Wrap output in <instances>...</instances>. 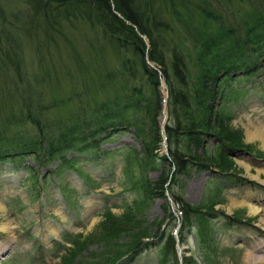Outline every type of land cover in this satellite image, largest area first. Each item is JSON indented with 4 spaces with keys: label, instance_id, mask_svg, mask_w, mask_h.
<instances>
[{
    "label": "rangeland",
    "instance_id": "rangeland-1",
    "mask_svg": "<svg viewBox=\"0 0 264 264\" xmlns=\"http://www.w3.org/2000/svg\"><path fill=\"white\" fill-rule=\"evenodd\" d=\"M29 1L0 0V264H91V255L100 257V264H182V257L186 264H264V65L237 78L248 92L234 104L229 125L248 148L230 153L228 174L192 166L172 179L174 195L205 210L187 218L185 226L170 192L164 197L142 193L141 183H154L167 166L144 173L135 168L132 156L141 155V142L131 125L105 126L94 138L81 127L75 136L88 143L80 145L77 138L73 149L52 158L43 149L35 158L18 148L37 135L24 118L26 107L33 113L48 107L36 114L43 131L58 141L60 131L91 119L98 101L122 106L131 83L120 74L122 52L104 39L98 25L73 17L56 18L47 27ZM171 1L152 5L166 6L160 19L184 42L182 20L189 8L205 5L226 24L240 26L257 5L255 0ZM108 71L110 81L105 80ZM124 111L126 117L137 116ZM249 134L256 135L248 139ZM213 142L207 141L206 151ZM156 154H166L165 140ZM104 212L120 224L116 235L100 239ZM135 224L151 235L123 255L133 242L134 232L127 230ZM169 234L172 247L165 249Z\"/></svg>",
    "mask_w": 264,
    "mask_h": 264
},
{
    "label": "trees",
    "instance_id": "trees-1",
    "mask_svg": "<svg viewBox=\"0 0 264 264\" xmlns=\"http://www.w3.org/2000/svg\"><path fill=\"white\" fill-rule=\"evenodd\" d=\"M255 1L257 5L251 7L248 19H244L240 26L226 24L222 16L205 5L189 8L182 20L184 42L180 37L172 36V27L160 19L166 6L163 9L161 5L154 7L153 0H30V6L35 12L40 11L47 27L53 25L56 18L67 20L73 17L98 25L104 39L106 37L114 50L122 52L120 74L131 83L122 106L109 107L105 104L110 100L98 101L93 110L97 113L91 119L74 123L77 126H69L66 132L60 131L58 141L43 131L44 125L36 114L48 107L36 108L34 113L26 107L24 118L35 126L37 135L18 148L35 158L39 156L35 154L43 149L52 158L57 151L73 149L76 145L73 141L78 138L75 135L80 134L82 128L87 132V138H94L96 132L105 126L131 125L141 142V155L132 156L135 168L144 173L165 163L167 166L154 183H141L142 193L164 197L165 191L170 192L182 224L186 226L187 218L197 217L203 209L200 205H186L174 195L170 190L174 175L184 173L192 166L228 174L232 165L228 158L230 153L248 148L242 143L240 131L232 128L229 122L234 104L238 105L239 97L248 92L247 88L238 85L237 78L264 65V1ZM169 3L172 1L168 0ZM111 76L112 72L108 71L105 80L110 81ZM159 78L163 79L167 93V117L163 125L166 154L160 156L156 154L161 141L156 120L161 108ZM89 91L94 98L96 92ZM79 94V91L75 93V98L80 97ZM28 101L34 108L33 98ZM80 109L84 111V107ZM126 109L137 116L126 117ZM212 138V149L206 151V143ZM78 139L80 145L88 143ZM214 146L217 148L213 152ZM62 165L58 168L61 169ZM166 210V216L170 217V210L167 207ZM109 216V212H104V219L99 224L100 239L111 238L118 232L120 222L108 219ZM127 231L134 232L133 242L126 246L123 255L130 254L151 235L139 224ZM88 239L86 236L83 244ZM172 243L173 236L169 234L164 248H171ZM123 255L119 254L115 260ZM91 258V264H100V257L91 255ZM186 262L188 259L182 257V264Z\"/></svg>",
    "mask_w": 264,
    "mask_h": 264
},
{
    "label": "water",
    "instance_id": "water-1",
    "mask_svg": "<svg viewBox=\"0 0 264 264\" xmlns=\"http://www.w3.org/2000/svg\"><path fill=\"white\" fill-rule=\"evenodd\" d=\"M162 94V93H161ZM165 94L164 95H162V102H161V109H160V112H159V115H158V118H159V130H160V132H161V135L163 136V134H162V124L164 123V121H162V120H165L166 119V111H165ZM161 125V126H160ZM238 151V150H237ZM239 152V151H238ZM243 153V152H242ZM252 159L254 160V161H258V159H256V158H253L252 157ZM264 161V160H263Z\"/></svg>",
    "mask_w": 264,
    "mask_h": 264
},
{
    "label": "bare ground",
    "instance_id": "bare-ground-1",
    "mask_svg": "<svg viewBox=\"0 0 264 264\" xmlns=\"http://www.w3.org/2000/svg\"><path fill=\"white\" fill-rule=\"evenodd\" d=\"M256 134H249L248 139H252L253 137H255ZM257 210H252V212H256ZM263 223H264V219H262ZM250 258V257H249ZM253 260V259H252Z\"/></svg>",
    "mask_w": 264,
    "mask_h": 264
}]
</instances>
